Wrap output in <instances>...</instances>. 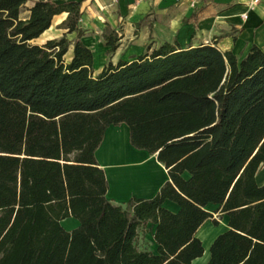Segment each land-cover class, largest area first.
<instances>
[{
	"label": "trees",
	"instance_id": "1",
	"mask_svg": "<svg viewBox=\"0 0 264 264\" xmlns=\"http://www.w3.org/2000/svg\"><path fill=\"white\" fill-rule=\"evenodd\" d=\"M62 14L78 35L70 63L66 36L31 44ZM81 18L79 0H0V264H193L208 205L230 218L208 264H264V47L239 59L216 44L149 45L95 76ZM104 38L114 53L119 32ZM123 124L170 181L119 206L96 152ZM148 225L156 252L138 247Z\"/></svg>",
	"mask_w": 264,
	"mask_h": 264
},
{
	"label": "crops",
	"instance_id": "2",
	"mask_svg": "<svg viewBox=\"0 0 264 264\" xmlns=\"http://www.w3.org/2000/svg\"><path fill=\"white\" fill-rule=\"evenodd\" d=\"M82 3V18L80 28L84 32L81 41L101 61L95 76L99 75L109 64L132 62L144 55L149 45L160 47L165 43L177 42L181 48L198 47L216 44L223 52H232L239 59L245 58L254 46L264 47V0L254 4L256 0H79ZM248 15L244 19V15ZM68 15L56 16V28L52 27L42 36L45 43L61 40L63 37L71 42L69 52H74L76 33L68 34L62 29V24ZM119 32L120 41L114 53L109 54L110 48L104 38L105 30ZM73 58V56H72ZM71 58V60H72ZM100 168L106 173L109 183L108 200L114 205H125L132 198L150 200L155 198L162 187L170 181L167 170L161 165L156 156L147 151L138 150L131 144L130 129L127 125L112 126L105 133L104 141L96 152ZM152 161L156 165V177L136 183L129 188L127 179L134 178L140 163ZM189 179L188 173L184 174ZM123 181L124 184H123ZM257 184L264 186V167L256 176ZM163 207L178 214L180 207L167 200ZM206 210L213 215L198 230L196 237L201 240L205 253L193 264H208L211 259V247L215 240L227 232L230 218L220 216L219 206L208 205ZM214 220L219 225H214ZM62 226L68 232L80 226L79 221L66 219ZM152 227L151 239L153 249L157 244L153 234L156 226Z\"/></svg>",
	"mask_w": 264,
	"mask_h": 264
},
{
	"label": "rangeland",
	"instance_id": "3",
	"mask_svg": "<svg viewBox=\"0 0 264 264\" xmlns=\"http://www.w3.org/2000/svg\"><path fill=\"white\" fill-rule=\"evenodd\" d=\"M56 26L57 25H56V21H55L54 24H53V31L52 32H54V30L56 28H59V27H56ZM44 38H45L44 36H41L39 39L33 41L31 44L32 45H40V46H42V45L45 44V40L43 42ZM72 56H73V52H68V54L65 56V60H66L67 63H70ZM95 58H96V66L94 67V70H97L98 67L100 66L101 61L99 59V55H96ZM70 220L77 221L74 218H70ZM151 231H152V227H148V226L146 228H143V229L140 230L139 238H138V247H139V249L156 252V250L153 249L154 245H153V241L151 239V233H150Z\"/></svg>",
	"mask_w": 264,
	"mask_h": 264
},
{
	"label": "bare ground",
	"instance_id": "4",
	"mask_svg": "<svg viewBox=\"0 0 264 264\" xmlns=\"http://www.w3.org/2000/svg\"><path fill=\"white\" fill-rule=\"evenodd\" d=\"M140 163L139 169L141 171H138L137 173H132L134 174V178L132 179H127L128 184H125L126 187L128 186L129 188L135 187L136 183H139L143 180H148V179H154L156 177V165L152 161H138ZM125 181H123L124 184Z\"/></svg>",
	"mask_w": 264,
	"mask_h": 264
},
{
	"label": "built area",
	"instance_id": "5",
	"mask_svg": "<svg viewBox=\"0 0 264 264\" xmlns=\"http://www.w3.org/2000/svg\"><path fill=\"white\" fill-rule=\"evenodd\" d=\"M259 2H260V0H256V1L254 2V4H257V3H259ZM243 17H244V19H247V18H248V15L246 14V15H244Z\"/></svg>",
	"mask_w": 264,
	"mask_h": 264
},
{
	"label": "water",
	"instance_id": "6",
	"mask_svg": "<svg viewBox=\"0 0 264 264\" xmlns=\"http://www.w3.org/2000/svg\"><path fill=\"white\" fill-rule=\"evenodd\" d=\"M46 44V43H45Z\"/></svg>",
	"mask_w": 264,
	"mask_h": 264
}]
</instances>
